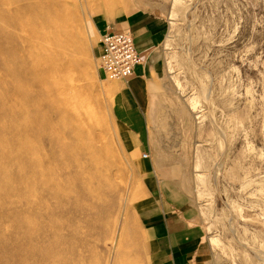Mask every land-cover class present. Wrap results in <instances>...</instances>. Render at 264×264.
<instances>
[{"label": "rangeland", "instance_id": "374dc122", "mask_svg": "<svg viewBox=\"0 0 264 264\" xmlns=\"http://www.w3.org/2000/svg\"><path fill=\"white\" fill-rule=\"evenodd\" d=\"M1 1L0 264H135L143 160L199 208L209 264H264V0H35L45 15L69 14L59 62L76 84L69 93L90 90L91 154L33 80L34 0ZM140 10L165 23L143 158L118 133L109 89L124 79L104 78L95 29Z\"/></svg>", "mask_w": 264, "mask_h": 264}, {"label": "crops", "instance_id": "0c3cea01", "mask_svg": "<svg viewBox=\"0 0 264 264\" xmlns=\"http://www.w3.org/2000/svg\"><path fill=\"white\" fill-rule=\"evenodd\" d=\"M164 24L153 13L140 10L95 25L98 36L109 29L128 30L143 59L130 76L109 89L114 92L111 112L121 140L130 149L140 148L141 157L149 151L144 108L149 85L155 81L161 62ZM152 145L157 152L155 137ZM139 171L135 218L142 235V254L135 264H209L205 259V225L191 197L169 178L159 175L149 160L141 162Z\"/></svg>", "mask_w": 264, "mask_h": 264}, {"label": "bare ground", "instance_id": "6f19581e", "mask_svg": "<svg viewBox=\"0 0 264 264\" xmlns=\"http://www.w3.org/2000/svg\"><path fill=\"white\" fill-rule=\"evenodd\" d=\"M1 2L3 4H8V2L11 4V0H2ZM32 2V7L37 8L38 11L35 12V16L33 17L34 27L25 39V44L32 52L29 55L30 59L28 63L30 69L32 70L33 80L37 82L43 98L48 100L49 105H54L55 108L58 109L61 107L64 110L65 116L59 117V121L62 122L64 126H70L72 131H75V143L79 146L84 145V147L87 145L85 151L88 154H91L89 149V141L90 139H93L91 136V125L95 124L97 119L94 115L95 113L93 114L90 108L88 100L90 96L88 93L90 90L89 88H82V90H79L78 92L75 90V92L72 91V94L69 93L68 89H74L76 84H72V81L74 80L69 64L67 63L66 69L62 71V67L59 62L61 55L65 58L68 57L67 54L70 47L69 34L73 29L70 25L69 14L65 9L63 19L60 18L61 14L59 10H55L53 15H49L48 12H46L45 15L42 3L34 0L30 1L29 4ZM80 7L82 8L81 4ZM15 12L16 10L11 13V16L9 15V25L11 27H14L13 24H16L17 21V17L13 15ZM50 19L51 23H49ZM16 34L18 33L16 32ZM74 72L76 73L75 70ZM87 80L90 81L91 79L87 78ZM44 135L47 136L44 137V139L47 138L45 141H50L52 139V136L49 134L45 133ZM90 159L92 160L91 156Z\"/></svg>", "mask_w": 264, "mask_h": 264}, {"label": "built area", "instance_id": "2783aa9c", "mask_svg": "<svg viewBox=\"0 0 264 264\" xmlns=\"http://www.w3.org/2000/svg\"><path fill=\"white\" fill-rule=\"evenodd\" d=\"M98 66L105 79H125L142 63L133 37L128 30L109 29L98 39ZM142 157H147L142 153Z\"/></svg>", "mask_w": 264, "mask_h": 264}]
</instances>
